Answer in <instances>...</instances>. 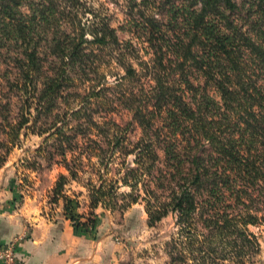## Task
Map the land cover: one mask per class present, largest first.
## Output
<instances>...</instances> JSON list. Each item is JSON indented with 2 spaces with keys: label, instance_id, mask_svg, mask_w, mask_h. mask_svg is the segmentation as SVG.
Masks as SVG:
<instances>
[{
  "label": "trees",
  "instance_id": "obj_1",
  "mask_svg": "<svg viewBox=\"0 0 264 264\" xmlns=\"http://www.w3.org/2000/svg\"><path fill=\"white\" fill-rule=\"evenodd\" d=\"M251 1L260 11L239 26L236 0H128L134 34L149 56L143 61L94 0H0V15L28 7L65 24L42 45L14 20L21 48L6 99L0 93V167L22 135L42 138L38 158L64 170L50 204H62L77 233L95 230L98 210L125 211L143 196L148 227L175 216L169 264H245L260 252L248 228L264 225V0ZM175 2L188 9L183 26L177 16L164 22ZM191 75L201 91L217 94L214 114ZM188 92L196 93L193 103ZM165 109L188 126L184 141H173L179 152L167 149L155 125ZM125 113L130 120L116 123L113 116ZM135 128L141 134L133 141ZM183 156L187 172L174 165ZM206 158L217 162L213 171ZM71 183L87 198L79 216V203L65 191Z\"/></svg>",
  "mask_w": 264,
  "mask_h": 264
},
{
  "label": "rangeland",
  "instance_id": "obj_2",
  "mask_svg": "<svg viewBox=\"0 0 264 264\" xmlns=\"http://www.w3.org/2000/svg\"><path fill=\"white\" fill-rule=\"evenodd\" d=\"M94 1V7H98V10L107 16L109 26L115 30L120 41L123 43H131L137 51V57L142 58L143 61H147L149 56L145 53L144 46L136 38L137 36L134 34L135 24L127 15L128 0ZM136 1L140 2L141 0ZM236 2L241 8V15L238 17L239 26L247 18L257 17V12L260 11V8H257L251 0H236ZM187 11L188 9L183 3L175 2L166 7L164 22L167 24L172 23L171 20L177 16L179 23L183 26V20L185 19ZM47 13L42 18L35 9L22 7L20 10L14 12V14L0 15V93L4 95L3 99H6L5 93L7 91L5 81L7 78L14 77L15 71L12 68L13 59L17 58L20 54L18 52L21 48L19 46V36L14 31V20L22 21L30 26L32 31L29 33V36L34 39L40 37L42 39V45H44L56 34V31L60 32L65 30L64 23H61L56 16L49 12ZM215 23L217 24V21ZM221 33H225L224 29L221 30ZM114 67L115 65L109 69L113 70L115 69ZM190 78L192 83H194V87L198 89V92L207 96L209 103H211V106L208 107V111L206 110V112L214 114L213 109H216L220 102L217 94L212 89H204L201 91L199 88L200 84L198 83L200 79L192 75ZM201 84L203 85V81H201ZM258 85L264 87V77L260 78ZM195 94V92H188L186 95L187 100L190 99L192 102L193 95ZM198 98L199 95L196 96V101H198ZM12 103L16 105V99L13 97ZM167 110L165 109L161 112L155 125L167 140V149L173 152H179L177 145L173 141L176 138L179 141H184L182 140L183 136L181 133L182 131L183 133H187L188 126L187 123L185 124L180 119L173 118ZM119 115H114L113 117L116 123L122 126L131 118L126 113ZM140 134V129L135 128L131 132L130 137L133 141H136L140 137ZM236 138L242 141H248L239 132ZM41 143L42 138L30 134L26 137L23 135L20 137L17 147L11 151L4 165L0 167V192H4L8 188V185L15 183L14 188L19 187V190L25 196L33 197L41 203L42 214L46 215L47 218L52 215L54 217L64 218L62 216V204L60 203L59 206L50 204V193L53 185L58 174L64 173V170L56 165L49 168L43 159L38 158L35 151ZM182 153L180 152V155ZM161 155L164 158V154ZM187 160L188 158L183 156L174 165L178 170L187 172L189 168ZM206 160V164L213 171L217 162L211 158H206ZM36 162L40 163L41 166L38 167L36 164H33ZM161 167L165 169L166 165L162 164ZM65 191L73 201L79 203L78 207L75 206L74 208V215L79 216L85 213L87 203L85 191L77 183H71L65 188ZM120 192L128 193L129 190L122 188ZM223 192L226 197L229 196V192L224 190ZM78 193H82V196L77 197L76 194ZM142 197L135 205H132L125 211L113 210L111 212H104L98 210L96 212L98 215L96 228L93 232L88 233L87 236L95 242L91 244V249H95L94 251L97 252V255L95 259L91 258L89 260V264H169L166 243L176 237L177 228L175 226V216L169 214L153 228L148 227V217L145 213V203ZM231 201L227 203L230 204ZM57 210L60 212L57 213ZM64 219L68 220L66 218ZM248 229L258 239L260 252L257 256L245 262V264H264V225L251 226Z\"/></svg>",
  "mask_w": 264,
  "mask_h": 264
},
{
  "label": "crops",
  "instance_id": "obj_3",
  "mask_svg": "<svg viewBox=\"0 0 264 264\" xmlns=\"http://www.w3.org/2000/svg\"><path fill=\"white\" fill-rule=\"evenodd\" d=\"M15 185L0 192V246L15 242L21 264H89L96 258L95 242L77 233L70 221L47 218L41 203Z\"/></svg>",
  "mask_w": 264,
  "mask_h": 264
},
{
  "label": "built area",
  "instance_id": "obj_4",
  "mask_svg": "<svg viewBox=\"0 0 264 264\" xmlns=\"http://www.w3.org/2000/svg\"><path fill=\"white\" fill-rule=\"evenodd\" d=\"M15 242L0 246V264H21L16 251Z\"/></svg>",
  "mask_w": 264,
  "mask_h": 264
}]
</instances>
